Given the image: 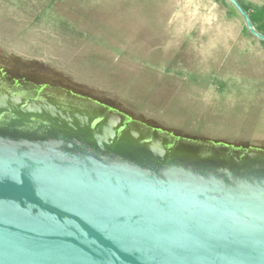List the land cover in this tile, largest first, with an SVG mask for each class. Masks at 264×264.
I'll return each mask as SVG.
<instances>
[{
	"label": "water",
	"instance_id": "water-1",
	"mask_svg": "<svg viewBox=\"0 0 264 264\" xmlns=\"http://www.w3.org/2000/svg\"><path fill=\"white\" fill-rule=\"evenodd\" d=\"M0 264H264V147L0 71Z\"/></svg>",
	"mask_w": 264,
	"mask_h": 264
},
{
	"label": "rangeland",
	"instance_id": "rangeland-1",
	"mask_svg": "<svg viewBox=\"0 0 264 264\" xmlns=\"http://www.w3.org/2000/svg\"><path fill=\"white\" fill-rule=\"evenodd\" d=\"M264 35V0H235ZM181 137L264 147V42L227 0H0V71Z\"/></svg>",
	"mask_w": 264,
	"mask_h": 264
}]
</instances>
